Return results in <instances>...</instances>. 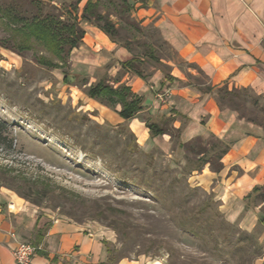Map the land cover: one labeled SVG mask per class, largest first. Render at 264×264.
Instances as JSON below:
<instances>
[{"label":"rangeland","instance_id":"1","mask_svg":"<svg viewBox=\"0 0 264 264\" xmlns=\"http://www.w3.org/2000/svg\"><path fill=\"white\" fill-rule=\"evenodd\" d=\"M95 1L118 29L111 42L127 45L132 57L141 58L137 65L144 91L134 92L143 86L138 81L133 89L128 86L138 76L116 60L100 68L81 64L107 44L104 37L96 47L83 37L87 54L78 48L68 54L64 46L60 61L42 42L16 34L0 16V118L11 126L14 138L11 152L0 148V166L13 169L5 175L0 170V188L39 216L67 220L98 234L113 263L141 258L160 264H259L264 258V223L259 222L264 204L253 201L252 209L259 212L251 230L228 221L224 188L229 182L223 180L221 160L212 159L231 142L221 132L223 124L218 133L211 130L201 101L198 107L187 104L182 116L173 114L181 108L171 93L176 84L160 86L165 74L179 76L182 87L189 82L204 88L206 77L180 62L158 30L141 26L119 0ZM77 2L79 19L86 0H0V8L14 9L25 20L47 14L64 20L75 13ZM79 25L87 26L80 20ZM109 42L106 48L113 47ZM100 81L142 96V110L124 120L117 99L91 98L89 89ZM209 97L220 112L238 120L227 132L235 134L232 138L250 132L264 135L259 109L244 104L234 112L220 108L214 95ZM132 99L129 94L124 100ZM146 123H158L167 133L150 138ZM202 150L205 157L199 154ZM206 157L212 159L211 166H201ZM219 164L223 168L216 172ZM185 220L201 237L184 227Z\"/></svg>","mask_w":264,"mask_h":264},{"label":"crops","instance_id":"2","mask_svg":"<svg viewBox=\"0 0 264 264\" xmlns=\"http://www.w3.org/2000/svg\"><path fill=\"white\" fill-rule=\"evenodd\" d=\"M130 10L141 26L156 28L177 59L201 71L211 86L248 88L264 99V0H138ZM85 25L83 40L96 47L100 44L98 38L104 37L107 44H101L93 60L86 57L81 64L100 68L111 59L122 65L133 58L124 47L109 42L99 28L88 22ZM108 42L112 48H106ZM87 47L84 41L77 47L78 52L86 53L83 48ZM158 78V74L153 77L154 81ZM137 81L143 84L134 77L128 86L133 89ZM173 84L171 93L181 106L173 114L182 116L188 110L187 104L198 107L201 101L200 110L210 118L211 130L218 133L223 124L221 132L231 140L221 159L223 180L229 182L224 188L227 218L238 221L245 230L253 229L259 210L248 206L246 196L255 187L264 186V135L238 132L232 138L235 134L227 132L237 126L236 117L220 112L212 98L196 89ZM142 88L144 84L133 91L139 93L144 91ZM42 215L0 188V264H16L12 256L16 244L34 241L39 230L43 232L39 245L43 254L38 253L32 264H160L141 258L109 262L98 234L70 221ZM259 264H264V258Z\"/></svg>","mask_w":264,"mask_h":264},{"label":"trees","instance_id":"3","mask_svg":"<svg viewBox=\"0 0 264 264\" xmlns=\"http://www.w3.org/2000/svg\"><path fill=\"white\" fill-rule=\"evenodd\" d=\"M119 1L121 2V5L124 9L123 11L125 12L130 11L132 3H130L128 0H119ZM78 3L79 2H77V4L74 7L75 13L74 14L71 13L68 16V18H65L64 20H61L60 16H54L51 14H47L42 17H34L30 20H25L23 17L18 15L14 11V9H1V8H0V14H1L0 16H2L5 21L9 22L10 27L13 29V31L16 32V34L20 33L23 36L27 35L28 36L27 38L30 39L29 41H31L32 38L37 43L42 42L55 58H57L60 61H63L64 60L63 54H64V50L66 49L64 48V46L67 45L68 47L67 52L69 54L73 49L77 48L82 43V39L84 37V30L80 27L79 20L88 22L96 26L106 36H108V38L112 42H115L116 37L119 35L118 29L115 26V24L112 23L108 18L105 17V15H103L98 10L99 3L97 1L93 2V0H86L82 8L79 19L77 18L78 10L76 8ZM120 46L124 47L126 50H128V52H131V49L127 45L123 44ZM39 63L47 64V66H52V67L55 66L50 61H39ZM140 63H141V58L138 56H133V58L122 64V68L133 72L138 77H141L142 74L137 65ZM67 77L68 76L65 75L66 79ZM174 82L182 83L184 81L179 78H175L170 74H165L163 80L160 83V86H164V85L166 86V84L171 85ZM192 85L193 84L189 82L185 84V86L195 88L202 95H207V96L214 95L216 97V101L220 108L226 107L234 112H238L239 108L242 107V105L249 104L259 109L260 113H264V105H260L261 101L264 103V99L260 96L255 95L248 88H237V87L229 88L227 84H222L220 86H211L210 84H208V86L204 88L197 85H193V86ZM129 94L132 96L133 99L130 102H126L124 99H126V97H128ZM88 95L93 99L100 97H106L107 99H112V98L117 99L120 103H122V110L119 113V115L124 120L133 118L135 114H137L143 108V98L141 96H136V95L133 96L130 90L125 86H123L122 88L120 87L119 89H113L105 85L102 81H100L95 86L89 89ZM236 99H238V101ZM161 119H166V117L161 116ZM246 122H251V120L246 119ZM145 126L149 132L150 138L162 136L167 133V131L164 128H162L158 123H146ZM223 145L225 149L215 154L212 158L217 163H219V161L226 154L230 144H228V147L225 144ZM13 146H14V138L12 136L11 126L0 118L1 151L4 153L11 152ZM205 152L206 150H202L199 152V154L202 155V157H205L206 155ZM212 159L208 157L204 158L201 162V166H204L206 164H209L211 166ZM219 165L220 166L216 172H220V170H222L223 168L221 164ZM2 169L4 171L3 175H5L6 173L8 174L13 172V169L8 166H4V167L0 166V170ZM22 197L28 199L25 196ZM246 200L248 201V204H250L252 207H253V201L255 202L257 200L260 201V204H264V186L255 187L250 192V194L246 196ZM188 222H189L188 220H185L182 222V224L185 225L184 227L186 226L188 227L189 231H191L194 237H201V234H199V231L197 229L193 228L194 227L193 225H187ZM259 222L264 223V218L259 220ZM42 237H43V232L39 230L35 235L34 241H32L30 244H32L35 247H39L42 241ZM239 241L240 244L243 243L241 242L242 240ZM106 251L107 253H110L109 250ZM38 253L43 254L40 250H38L37 254ZM108 259L109 261L112 260L111 258Z\"/></svg>","mask_w":264,"mask_h":264},{"label":"built area","instance_id":"4","mask_svg":"<svg viewBox=\"0 0 264 264\" xmlns=\"http://www.w3.org/2000/svg\"><path fill=\"white\" fill-rule=\"evenodd\" d=\"M135 4L138 0H128ZM14 237V234L11 235ZM39 247H35L28 242H18L12 250V256L16 264H31L32 259L37 255Z\"/></svg>","mask_w":264,"mask_h":264}]
</instances>
